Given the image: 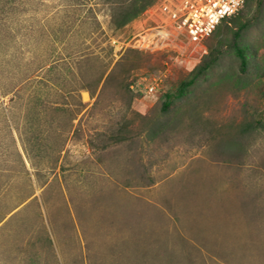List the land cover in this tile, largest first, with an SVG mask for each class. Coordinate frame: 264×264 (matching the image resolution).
Masks as SVG:
<instances>
[{
	"label": "rangeland",
	"instance_id": "374dc122",
	"mask_svg": "<svg viewBox=\"0 0 264 264\" xmlns=\"http://www.w3.org/2000/svg\"><path fill=\"white\" fill-rule=\"evenodd\" d=\"M146 17L113 32L105 0H0V264H264V1L205 53L115 58Z\"/></svg>",
	"mask_w": 264,
	"mask_h": 264
},
{
	"label": "built area",
	"instance_id": "2783aa9c",
	"mask_svg": "<svg viewBox=\"0 0 264 264\" xmlns=\"http://www.w3.org/2000/svg\"><path fill=\"white\" fill-rule=\"evenodd\" d=\"M245 0H159L144 14L153 26L143 30L135 42L112 41L113 55L117 58L122 49L160 51L189 48L191 52L205 53V43L217 26L235 15ZM162 78L153 76L144 84L143 92L156 93ZM142 84V83H139Z\"/></svg>",
	"mask_w": 264,
	"mask_h": 264
},
{
	"label": "trees",
	"instance_id": "16d2710c",
	"mask_svg": "<svg viewBox=\"0 0 264 264\" xmlns=\"http://www.w3.org/2000/svg\"><path fill=\"white\" fill-rule=\"evenodd\" d=\"M155 1L156 0H105V5H107L109 11V27L111 31L116 32L123 29L128 23L143 14L150 6L154 4ZM263 1L264 0H257V8L261 7ZM240 31L241 29H238L233 33L231 46L233 48L235 56L238 59L239 67L243 71L246 68L248 61L245 51L238 44ZM214 60L215 59H211L200 65L190 78L181 81L178 84L174 92L165 93L163 95L161 110L165 112L174 101L180 100L185 95L188 88H190L194 83V81L203 73H205V71L211 66V64L214 63ZM117 64H119V62H116V64H114L111 71H113ZM108 68L109 66H105L99 73V75L95 79V86H98L100 84L104 76L106 77V79L109 77V74L106 75ZM262 125V122L255 121L254 123H250L248 126L249 128L255 129Z\"/></svg>",
	"mask_w": 264,
	"mask_h": 264
}]
</instances>
